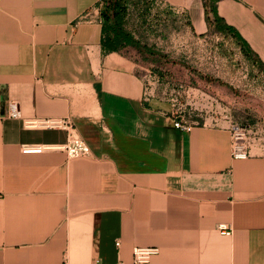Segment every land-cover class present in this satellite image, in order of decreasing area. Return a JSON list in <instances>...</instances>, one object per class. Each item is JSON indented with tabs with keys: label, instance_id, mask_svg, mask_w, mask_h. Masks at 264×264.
<instances>
[{
	"label": "crops",
	"instance_id": "1",
	"mask_svg": "<svg viewBox=\"0 0 264 264\" xmlns=\"http://www.w3.org/2000/svg\"><path fill=\"white\" fill-rule=\"evenodd\" d=\"M162 1L208 31L202 0ZM102 6L0 0V264L131 262L137 246L159 248L153 264H264V120L242 159L230 124L176 127L133 57L104 52ZM217 10L264 69V0ZM10 99L23 117H69L89 152L61 147L65 129L9 117Z\"/></svg>",
	"mask_w": 264,
	"mask_h": 264
},
{
	"label": "rangeland",
	"instance_id": "2",
	"mask_svg": "<svg viewBox=\"0 0 264 264\" xmlns=\"http://www.w3.org/2000/svg\"><path fill=\"white\" fill-rule=\"evenodd\" d=\"M126 1L134 40L123 49L137 62L147 101L190 122L253 128L264 120V69L233 37L193 32L186 15L162 0Z\"/></svg>",
	"mask_w": 264,
	"mask_h": 264
},
{
	"label": "built area",
	"instance_id": "3",
	"mask_svg": "<svg viewBox=\"0 0 264 264\" xmlns=\"http://www.w3.org/2000/svg\"><path fill=\"white\" fill-rule=\"evenodd\" d=\"M146 85V83H145ZM147 93V86H146ZM7 115L14 118H22L24 125L27 127L40 128H58L65 129L68 132V140L62 145L71 155H85L89 152V147L82 137L76 132L75 126L69 117H46V118H30L23 117L18 101L10 99L7 102ZM173 124L183 130H190L194 122L188 121L186 118H177L173 120ZM231 130V156L234 159L246 158L250 154L251 133L256 129L238 123L230 125ZM34 148L41 146H33ZM217 228L225 234L232 233V226L228 223H218ZM120 242L117 241V245ZM159 252L158 247H134L132 250V261L125 262L120 260L114 264H153L152 256ZM62 264H69L66 261ZM91 264H103L99 259L94 260Z\"/></svg>",
	"mask_w": 264,
	"mask_h": 264
},
{
	"label": "trees",
	"instance_id": "4",
	"mask_svg": "<svg viewBox=\"0 0 264 264\" xmlns=\"http://www.w3.org/2000/svg\"><path fill=\"white\" fill-rule=\"evenodd\" d=\"M202 1L209 28L233 37L243 53L263 67V62L249 46L248 42L233 25L227 23L225 18L218 13L217 3L219 0ZM126 3V0H103L101 10L103 36L101 43L104 52L121 51L134 40L133 33L125 28Z\"/></svg>",
	"mask_w": 264,
	"mask_h": 264
}]
</instances>
